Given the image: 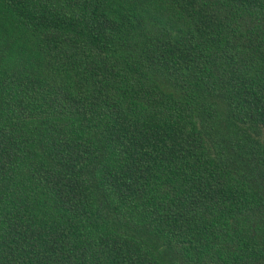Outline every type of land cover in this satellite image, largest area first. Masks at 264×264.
I'll list each match as a JSON object with an SVG mask.
<instances>
[{
  "label": "trees",
  "instance_id": "1",
  "mask_svg": "<svg viewBox=\"0 0 264 264\" xmlns=\"http://www.w3.org/2000/svg\"><path fill=\"white\" fill-rule=\"evenodd\" d=\"M0 264H264V0H0Z\"/></svg>",
  "mask_w": 264,
  "mask_h": 264
}]
</instances>
